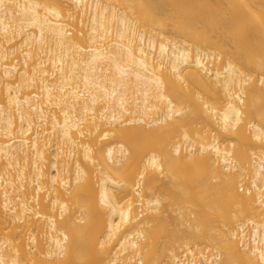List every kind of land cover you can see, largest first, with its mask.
Returning <instances> with one entry per match:
<instances>
[{
    "label": "bare ground",
    "instance_id": "1",
    "mask_svg": "<svg viewBox=\"0 0 264 264\" xmlns=\"http://www.w3.org/2000/svg\"><path fill=\"white\" fill-rule=\"evenodd\" d=\"M0 264H264V0H0Z\"/></svg>",
    "mask_w": 264,
    "mask_h": 264
}]
</instances>
